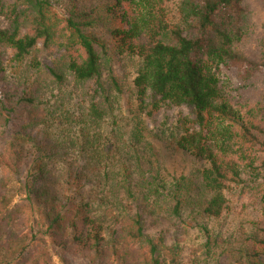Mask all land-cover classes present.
Masks as SVG:
<instances>
[{
  "label": "trees",
  "instance_id": "trees-1",
  "mask_svg": "<svg viewBox=\"0 0 264 264\" xmlns=\"http://www.w3.org/2000/svg\"><path fill=\"white\" fill-rule=\"evenodd\" d=\"M263 206L264 0H0V264H264Z\"/></svg>",
  "mask_w": 264,
  "mask_h": 264
},
{
  "label": "rangeland",
  "instance_id": "rangeland-1",
  "mask_svg": "<svg viewBox=\"0 0 264 264\" xmlns=\"http://www.w3.org/2000/svg\"><path fill=\"white\" fill-rule=\"evenodd\" d=\"M256 16L254 18V23L256 25V27H259V23L263 20V15L262 13L256 8ZM116 71L118 73V75L122 76V72L120 70V66L116 67ZM221 78L223 80H229L230 83L232 85H236V81L234 79V77L232 76V74L230 72H228L227 70H221ZM180 113L179 109H168V108H163L160 113L157 115V117L155 118V120L153 121V123H149V128L152 129H156L158 127H161L163 123H166V126H170L171 124H173L175 122V118L176 116ZM264 208V206H263ZM244 220L245 221H264V216L263 213L261 211V209L259 207L255 208V209H249L246 211V214L244 215ZM69 262L71 264H77L76 261L72 260L71 258H68ZM54 264H60L58 262L57 259L54 260Z\"/></svg>",
  "mask_w": 264,
  "mask_h": 264
}]
</instances>
